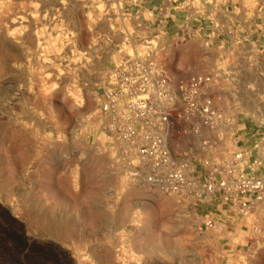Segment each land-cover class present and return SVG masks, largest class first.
I'll return each mask as SVG.
<instances>
[{"label":"rangeland","instance_id":"374dc122","mask_svg":"<svg viewBox=\"0 0 264 264\" xmlns=\"http://www.w3.org/2000/svg\"><path fill=\"white\" fill-rule=\"evenodd\" d=\"M101 8L0 0V264H136L115 244L174 207L115 164L99 94L119 36ZM160 56L175 85L204 69L194 49ZM172 146L195 148V138L176 126Z\"/></svg>","mask_w":264,"mask_h":264},{"label":"built area","instance_id":"2783aa9c","mask_svg":"<svg viewBox=\"0 0 264 264\" xmlns=\"http://www.w3.org/2000/svg\"><path fill=\"white\" fill-rule=\"evenodd\" d=\"M125 41L131 51L118 47L122 55L106 72L99 94L103 130L120 145L119 174L136 188L170 199L200 235L224 219L247 216L264 199V175L254 172L259 160L246 162L226 95L211 92L220 71L175 85L160 56L169 49L160 37L145 38L136 47L129 35ZM176 126L195 138V148L174 151ZM215 202L219 211H200Z\"/></svg>","mask_w":264,"mask_h":264},{"label":"crops","instance_id":"0c3cea01","mask_svg":"<svg viewBox=\"0 0 264 264\" xmlns=\"http://www.w3.org/2000/svg\"><path fill=\"white\" fill-rule=\"evenodd\" d=\"M70 1L102 7L108 35L119 36L112 42L120 56L119 46L131 51L126 36L135 47L158 36L169 50H196L201 73L220 71L211 92L226 95L246 162L259 160L254 172L264 175V0ZM219 210L217 202L200 207ZM128 234L115 246H127L136 264H264V199L247 216L224 219L203 235L174 207L161 220L136 221Z\"/></svg>","mask_w":264,"mask_h":264}]
</instances>
